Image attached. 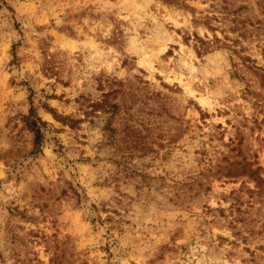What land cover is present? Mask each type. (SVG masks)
<instances>
[{
    "label": "rangeland",
    "instance_id": "rangeland-1",
    "mask_svg": "<svg viewBox=\"0 0 264 264\" xmlns=\"http://www.w3.org/2000/svg\"><path fill=\"white\" fill-rule=\"evenodd\" d=\"M0 264H264V0H0Z\"/></svg>",
    "mask_w": 264,
    "mask_h": 264
},
{
    "label": "trees",
    "instance_id": "trees-1",
    "mask_svg": "<svg viewBox=\"0 0 264 264\" xmlns=\"http://www.w3.org/2000/svg\"><path fill=\"white\" fill-rule=\"evenodd\" d=\"M168 1H172V0H168ZM46 108L47 110L52 112V109L50 107H46ZM24 121H25V125L27 126V128L33 133V152L32 153L37 154L41 152V145L43 141L42 128L46 125V123L42 121L40 117H38L33 105L30 106L29 113L26 116ZM70 122H74V121L70 119Z\"/></svg>",
    "mask_w": 264,
    "mask_h": 264
}]
</instances>
